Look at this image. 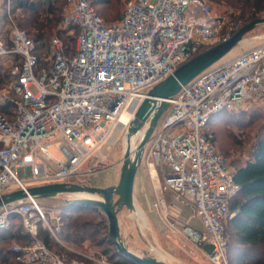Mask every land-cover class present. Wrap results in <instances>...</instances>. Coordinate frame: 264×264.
<instances>
[{
    "label": "built area",
    "instance_id": "built-area-1",
    "mask_svg": "<svg viewBox=\"0 0 264 264\" xmlns=\"http://www.w3.org/2000/svg\"><path fill=\"white\" fill-rule=\"evenodd\" d=\"M93 1L67 0L62 24L74 41L53 37L43 63L42 49L16 21L12 0H3L1 12L8 26L6 35L0 33V58L17 59L10 68L17 99L12 117L0 112V197L29 186L70 182L110 141V131L129 126L155 84L202 49L230 36L221 39L225 15L215 13L208 0H127L120 17L110 22ZM169 102L146 144L152 180L164 179V187L155 186L153 206L190 241L207 249L212 262L223 264L230 202L239 187L234 168L206 126L221 111L264 110V43L216 63L183 85ZM123 113L128 115L124 123ZM164 188L173 202L190 209L199 227L172 220ZM13 214L32 237L27 244L11 247L18 264H86L65 260L38 235L42 223L57 237L61 209L28 196L0 208V226ZM87 258L111 264L104 257Z\"/></svg>",
    "mask_w": 264,
    "mask_h": 264
},
{
    "label": "rangeland",
    "instance_id": "rangeland-1",
    "mask_svg": "<svg viewBox=\"0 0 264 264\" xmlns=\"http://www.w3.org/2000/svg\"><path fill=\"white\" fill-rule=\"evenodd\" d=\"M126 1L127 0H96L95 2L97 3L96 7L103 18L107 22H110L120 17ZM208 2L211 4L215 13L225 15L226 24L229 27H236V29H238L242 25L254 19H251L250 16L256 12L255 8H253L249 3H245L244 0H208ZM57 6V16H59L60 19L54 25V28L49 31L48 38L42 43L41 54L43 59L49 56L50 40L53 37L61 36L66 41L68 40L70 44L74 41V35H72L70 29L65 27L61 21L62 15L65 13L67 8L66 0H58ZM21 16L22 11L18 10V21L16 20L18 25L20 24L19 18H21ZM255 16L264 17V10H260L255 14ZM19 26H21V24ZM6 32L7 31L3 32V34ZM262 43H264V23L257 25L253 30L248 32L244 39L221 61L232 58L237 54ZM16 62L17 59L14 57L8 59L0 58V112L5 113L9 117L14 115L16 109L15 100L17 99V95L13 92L11 87L14 76L10 73L11 65ZM32 89L34 92H37V89L34 86H32ZM246 111L247 114H244L236 119L230 118L231 120H224L228 113L223 112L220 114L221 116H217V120H215L216 122L212 127H210L211 132L216 131L219 138V141H217L219 151L225 158H227L231 167H234L232 164L233 160L243 161L248 157L251 146L256 140L259 129L264 121L263 109L254 108ZM254 111H259L260 113H253ZM239 112L240 111H236L235 113ZM220 118H222V121L219 120ZM108 124H110V122ZM127 128H123L122 125L121 127L110 131V141L104 143L100 149L81 166L79 173L76 176H73L70 182L91 186H102V184L107 185L109 183H112V185L118 184L119 178L115 175V173H113V168H121L122 160L127 149ZM146 128V126L143 127L140 133L134 136L131 140L132 154L135 152ZM227 149L229 150V153L225 152ZM50 151L58 157H61L62 155L60 150H58L55 146H51ZM147 151L148 145H146L142 163L139 168L137 186H145L152 201L156 188L155 186H159V184H161V186L164 187V179L161 176L160 183L156 177L155 181L152 180V177L148 173V167L146 164ZM83 196L94 197L97 195L88 193L60 194L54 197L38 198V200L50 208L62 209L65 208L67 203L66 200L68 198ZM136 205L145 212L147 217L145 222H143L136 211H130L123 207L118 212L120 239L131 251L142 256H155L166 261L168 264H215L210 260L207 249L200 248L194 242L190 241L186 236H184V234H182L180 229L172 225L169 220L164 218L161 211V219L156 217L155 220L149 221V213L147 212V209L140 205L138 201ZM152 208L155 207L153 206ZM75 210L78 209L71 207L68 211L71 212L70 214L79 212ZM88 213L90 214L87 216L91 218L94 223L98 222L101 218L100 215H97L96 213H92L90 211H88ZM105 218L108 224V219L106 216ZM2 227L6 228L4 233L7 234V237H4V233L0 235V249L4 251L10 250L15 243H23V239H21L18 234L27 233L30 235L21 222V218L18 216L11 217L9 223L5 226H0V229ZM100 227L101 226H98L96 228ZM61 231L62 222L60 224V232ZM99 231L100 232L96 233L92 238L84 239L80 243L81 245L66 241L60 232L57 234V237L50 233L52 241L50 248L67 261L80 259L86 264H94L87 258L88 255H91L95 256V258L104 257L109 261V263L117 264L111 257L113 255V250H115V245L108 242L99 244L102 236L104 235L103 232H105L100 229ZM9 233H14L17 237H13ZM226 239L227 259L223 264H236L235 259L233 258V242L228 224L226 225ZM70 248H72V252L76 253H74L75 255L68 252ZM104 248H109L110 252L108 254L104 253ZM156 250L161 251L163 253V257L158 254ZM0 264L15 263L10 259L8 263H3L0 260Z\"/></svg>",
    "mask_w": 264,
    "mask_h": 264
},
{
    "label": "trees",
    "instance_id": "trees-1",
    "mask_svg": "<svg viewBox=\"0 0 264 264\" xmlns=\"http://www.w3.org/2000/svg\"><path fill=\"white\" fill-rule=\"evenodd\" d=\"M57 1L58 0H12L13 9H19L22 11V16L19 18L21 24L20 27L29 33V35L36 41L39 48L42 47L43 41L48 38L49 31L54 28V25L60 19V17L57 16ZM95 1L96 0L93 1V5L96 11L100 14ZM244 2L249 3L255 8L256 12L250 16L251 19L257 18L255 14L260 10H264V0H244ZM17 15L16 20L18 21ZM235 30L236 27L230 28L227 26V28L223 29L221 33V39L232 34ZM59 37L62 38L61 36ZM63 40L68 42V40ZM203 50L204 49L201 51ZM40 60L43 63L45 62L42 58V54L40 55ZM7 111L10 112L9 110ZM223 112L228 113L224 120H229L230 118L236 119L247 114L246 110L240 111L239 113L221 111L210 118L206 126V133L210 135L212 141L217 146L219 138L216 131H210V127L216 122L215 120H217V116ZM255 112L256 114L260 113L259 111H254L253 113ZM219 120L222 121V118ZM225 152L229 153V150L227 149ZM232 164L235 167H233L235 170L234 180L239 187L238 191L231 199L230 210L232 217L227 222L233 242V258L235 259L236 264H264V121L259 129L256 140L251 146L248 157L243 161L233 160ZM71 207H75L78 209L75 211L79 212L70 214L71 212L68 210ZM61 210L63 212V217L62 231L60 234L66 241L81 245L80 243L84 239L92 238L96 233L100 232V229L105 232H103L104 235L102 236L101 241H98L99 244L105 242L114 244L110 236V228L107 226L109 225V222L107 224L105 218L106 215L98 207L83 203L67 202L65 208H62ZM88 211L100 215V220L96 223L92 222L91 218L87 216L90 214ZM13 216L20 217L17 214L11 215V217ZM98 226L101 227L96 228ZM4 231H6V228L2 227L0 229V235H2ZM9 234L13 237H17L14 233ZM3 235L4 237H7V234L4 233ZM38 235L48 247L52 245L50 231L42 223H39L38 225ZM18 236L23 239L22 244H27L32 240L31 235L27 233L18 234ZM72 251V248L68 250L70 254H74L75 252ZM103 252L108 254L110 250L109 248H104ZM112 254L111 257L117 264H137L129 258L118 254L116 247ZM10 259L14 261L15 264H18L11 248L7 251L0 249V260L3 263H8Z\"/></svg>",
    "mask_w": 264,
    "mask_h": 264
},
{
    "label": "water",
    "instance_id": "water-1",
    "mask_svg": "<svg viewBox=\"0 0 264 264\" xmlns=\"http://www.w3.org/2000/svg\"><path fill=\"white\" fill-rule=\"evenodd\" d=\"M264 23V17H257L236 29L227 38L199 52L186 62L179 65L169 76L155 84L146 94L144 100L135 112L126 132L127 149L122 160L118 184L107 187L82 185L72 182H58L44 185L29 186L26 190L18 189L3 194L0 197V208L14 202L26 199L54 197L60 194L88 193L94 197L68 198L70 203H83L98 207L108 218L110 236L117 253L129 258L137 264H168L155 256L139 255L131 251L120 239L118 212L123 208L136 210L134 200V182L142 163L147 142L153 134L159 121L170 106L169 99L176 95L183 85H186L198 75L220 62L230 53L257 25ZM147 127L135 150L131 153V140Z\"/></svg>",
    "mask_w": 264,
    "mask_h": 264
},
{
    "label": "crops",
    "instance_id": "crops-1",
    "mask_svg": "<svg viewBox=\"0 0 264 264\" xmlns=\"http://www.w3.org/2000/svg\"><path fill=\"white\" fill-rule=\"evenodd\" d=\"M2 3H3V0H0V33L3 34V32H5L7 30L8 25L6 23V20L3 18V13L1 12ZM18 10L19 9H14L15 15L18 14ZM3 35H5V33ZM120 171H121V168H119V167L113 168V173H115V175L118 178L120 177ZM138 173H139V169H138V172H137V175L135 178V182H134V200H135V203L137 204V201H138L140 203V205H142L143 207H145L147 209V212L149 213V221L155 220L156 217H159L161 219L162 218V215H161L162 211L158 208H152L153 207L152 204H153V202L156 201V198H157L156 188H155V192H154V197H152V201H151V198L149 196L150 194H149L148 190L146 189V187L145 186H137ZM148 173L150 174L149 168H148ZM110 185H112V183H109L107 185L102 184V186H98V187H107ZM164 189H165L164 194H165L167 200L169 201V203L171 204V206L168 209V212L170 213L172 220L174 222H176L177 224H181L185 221H189L190 223L192 222L191 223L192 225L199 227L200 222H199L198 218L192 216L190 209L188 207H183V206L173 202L172 193L168 189H166V188H164Z\"/></svg>",
    "mask_w": 264,
    "mask_h": 264
},
{
    "label": "bare ground",
    "instance_id": "bare-ground-1",
    "mask_svg": "<svg viewBox=\"0 0 264 264\" xmlns=\"http://www.w3.org/2000/svg\"><path fill=\"white\" fill-rule=\"evenodd\" d=\"M127 118H128V115L126 113H123L122 116H121V122H123V123L127 122V120H128ZM135 211L138 212L139 217L143 220V222H145L146 219H147V217L145 215V212L142 209H140L139 207H136ZM156 251H157L158 254H160L162 256L163 253L161 251H159V250H156Z\"/></svg>",
    "mask_w": 264,
    "mask_h": 264
}]
</instances>
